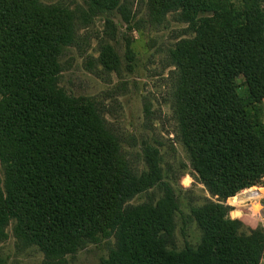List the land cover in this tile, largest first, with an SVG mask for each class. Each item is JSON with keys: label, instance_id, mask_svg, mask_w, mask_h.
I'll return each instance as SVG.
<instances>
[{"label": "trees", "instance_id": "trees-1", "mask_svg": "<svg viewBox=\"0 0 264 264\" xmlns=\"http://www.w3.org/2000/svg\"><path fill=\"white\" fill-rule=\"evenodd\" d=\"M134 2L154 25L169 15L187 25L167 50L176 134L213 198L191 206L201 235L183 247V189L165 182L159 144L144 142L139 172L101 103L60 85L80 26L106 15L105 32L140 30ZM103 41L98 64L120 72L116 45ZM125 48L132 58L129 36ZM263 115L264 0H0V242L12 224L45 264L110 238L115 247L98 264H261L264 228L232 218L226 202L264 180ZM161 185L160 197L133 202Z\"/></svg>", "mask_w": 264, "mask_h": 264}, {"label": "rangeland", "instance_id": "rangeland-1", "mask_svg": "<svg viewBox=\"0 0 264 264\" xmlns=\"http://www.w3.org/2000/svg\"><path fill=\"white\" fill-rule=\"evenodd\" d=\"M140 10L142 20L140 30L108 32L106 15L94 17L89 23L80 26V46L65 49L64 70L60 85L69 93L94 97L101 103L104 116L123 138L128 159L140 172L145 169L143 160L144 142L159 144L162 156L164 180L179 192L181 205L176 216L175 240L179 247L187 241L195 244L201 231L189 217L192 205L201 204L205 196L212 197L206 187L193 175L189 156L177 137V123L173 113V66L169 64L167 50L171 44L185 33L186 24L174 21L171 15L168 22L154 25L149 21L145 5L134 8ZM120 22L119 17H115ZM109 34V35H108ZM132 38L133 57L126 55V38ZM115 44L121 58V71H102L97 58L100 42ZM241 82L242 79L240 78ZM264 119V115H263ZM0 177H4L0 162ZM253 187L250 194L232 203L228 198L232 218H239L247 226L264 228V180ZM248 188V189H251ZM164 185L151 189L133 200L140 203L160 197ZM245 189L234 196L241 195ZM213 198V197H212ZM8 237L0 242V264H45L48 258L37 247L22 242L14 233L13 225L7 228ZM115 238L91 243L76 253L65 257L67 264H98L115 247ZM261 264H264V259Z\"/></svg>", "mask_w": 264, "mask_h": 264}, {"label": "water", "instance_id": "water-1", "mask_svg": "<svg viewBox=\"0 0 264 264\" xmlns=\"http://www.w3.org/2000/svg\"><path fill=\"white\" fill-rule=\"evenodd\" d=\"M232 197H234V196H232Z\"/></svg>", "mask_w": 264, "mask_h": 264}]
</instances>
